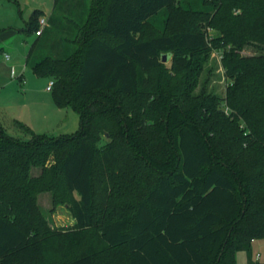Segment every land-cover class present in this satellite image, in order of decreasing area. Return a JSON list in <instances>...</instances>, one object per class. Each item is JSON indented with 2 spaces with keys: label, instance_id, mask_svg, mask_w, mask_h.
Instances as JSON below:
<instances>
[{
  "label": "trees",
  "instance_id": "trees-1",
  "mask_svg": "<svg viewBox=\"0 0 264 264\" xmlns=\"http://www.w3.org/2000/svg\"><path fill=\"white\" fill-rule=\"evenodd\" d=\"M48 21L27 66L80 127L13 120L17 135L0 118V264H236L240 251L264 264L251 257L264 239V0H54ZM250 43L262 53L241 55ZM213 44L230 46L229 113L197 91ZM46 191L68 195L74 229L47 225Z\"/></svg>",
  "mask_w": 264,
  "mask_h": 264
},
{
  "label": "rangeland",
  "instance_id": "rangeland-1",
  "mask_svg": "<svg viewBox=\"0 0 264 264\" xmlns=\"http://www.w3.org/2000/svg\"><path fill=\"white\" fill-rule=\"evenodd\" d=\"M54 9V0H0V38H10L0 47V118H2L8 133L20 134L21 132L13 124V120H18L28 126L36 134H52L61 135L73 133L79 128V116L72 110H67L69 115L76 117L78 123L75 124V129H63L61 124L64 120L68 125H72L73 121L70 118L64 117V114L55 115L50 107L54 105L51 93L46 91L48 78L40 77L34 74L33 71L27 69L25 80H20L18 77H10V66L13 58L16 56H26L33 44L38 39L33 31H26L24 20H29L30 14L34 10H41L47 19L51 16ZM50 28V24H49ZM210 36L216 35L217 31L211 27L206 29ZM206 60L202 64L201 80L197 91L205 85L207 91L216 94L224 99L222 107L226 113L230 109L226 105V92L231 81L225 75L223 65V55L225 48L228 50L230 46L225 48H213ZM261 51H257L256 44L250 43L244 50L240 52L243 56L259 55ZM7 56L9 58H7ZM194 58L203 56H193ZM168 67L171 63L167 62ZM18 76V74H17ZM24 81V82H23ZM54 107V106H53ZM60 127V129H59ZM104 141V140H103ZM40 168H33L32 174H40ZM78 199L77 194L73 195ZM37 204L40 213L47 225L53 230H71L75 228V218L71 210V200L66 195L61 197L58 193L46 191L38 195ZM93 240V238H89ZM101 248V247H100ZM260 254V261L264 262V239L256 240L252 244L251 257L254 261L257 260V255ZM54 259H62L59 255H54ZM236 264H249V253L240 251L236 253Z\"/></svg>",
  "mask_w": 264,
  "mask_h": 264
},
{
  "label": "crops",
  "instance_id": "crops-1",
  "mask_svg": "<svg viewBox=\"0 0 264 264\" xmlns=\"http://www.w3.org/2000/svg\"><path fill=\"white\" fill-rule=\"evenodd\" d=\"M34 12V11H33ZM32 12V13H33ZM32 13L30 14V17H31V15H32ZM30 19V18H29ZM25 21V24H27V22L29 21V20H24ZM10 36H13V35H9L8 37H1L0 38V47H2L3 46V44L10 38ZM33 46H34V44H33ZM33 47H31V49H32ZM31 49H30V51H31ZM30 51L28 52V54L26 55V56H16L15 55V57L13 58L12 56L10 57V59L12 60V64H11V66H10V77L11 78H16V77H18L19 79L20 78H23L24 80H25V73H26V71H27V69H30L28 66H27V58H28V55H29V53H30ZM14 70V72H15V76H12L11 75V70ZM31 70V69H30ZM32 71V70H31ZM17 74H18V76H17ZM21 80V79H20ZM51 80V78H48V82H47V84H46V87H47V85H48V83H49V81ZM24 82V81H23ZM24 84H26V80H25V82H24ZM47 91V90H46ZM48 92V91H47ZM50 93V92H49ZM54 102V101H53ZM52 104V103H51ZM50 104V107L51 108H54V109H52V111H54L55 112V115H63L64 114V112L66 111V115L64 116V117H67V118H70V119H72V121H73V123H72V125H68V123L66 122V120H64V122H63V124H61V128H63V129H75V127L77 128V126H75V124H77L78 123V121H77V119H76V117H73L71 114L69 115V113H67L68 111V109L69 110H72V109H70V108H60V107H58V106H56V104L54 103V105H51ZM54 106V107H53ZM65 110V111H64ZM72 111H74V110H72ZM75 113H77L76 111H74ZM63 117V116H62ZM60 127H59V129H60ZM79 127H80V124H79ZM79 130V128L76 130V131H74L73 133H75V132H77ZM73 133H71V134H73ZM44 134H47V133H44ZM64 134H66V133H64ZM68 134H70V133H68ZM62 135V134H61ZM261 256V255H260Z\"/></svg>",
  "mask_w": 264,
  "mask_h": 264
},
{
  "label": "built area",
  "instance_id": "built-area-1",
  "mask_svg": "<svg viewBox=\"0 0 264 264\" xmlns=\"http://www.w3.org/2000/svg\"><path fill=\"white\" fill-rule=\"evenodd\" d=\"M47 27H49V21H48L47 17L43 16L39 19V29L36 31V36H40ZM7 58H9V57L7 56ZM11 75L15 76V72L13 69L11 70ZM20 79L24 80L23 78H20ZM53 86H54V80H50L47 87H46V90L48 92H51L53 89ZM259 259H260V254L257 255V260H259Z\"/></svg>",
  "mask_w": 264,
  "mask_h": 264
},
{
  "label": "water",
  "instance_id": "water-1",
  "mask_svg": "<svg viewBox=\"0 0 264 264\" xmlns=\"http://www.w3.org/2000/svg\"><path fill=\"white\" fill-rule=\"evenodd\" d=\"M163 63H167L168 62V58H167V55H164L163 56V60H162Z\"/></svg>",
  "mask_w": 264,
  "mask_h": 264
}]
</instances>
